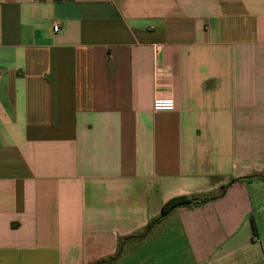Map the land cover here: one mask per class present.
<instances>
[{
    "label": "crops",
    "instance_id": "1",
    "mask_svg": "<svg viewBox=\"0 0 264 264\" xmlns=\"http://www.w3.org/2000/svg\"><path fill=\"white\" fill-rule=\"evenodd\" d=\"M256 175L264 0H0V264H264Z\"/></svg>",
    "mask_w": 264,
    "mask_h": 264
},
{
    "label": "trees",
    "instance_id": "2",
    "mask_svg": "<svg viewBox=\"0 0 264 264\" xmlns=\"http://www.w3.org/2000/svg\"><path fill=\"white\" fill-rule=\"evenodd\" d=\"M253 177L264 180V175H256ZM235 181H238V180H235ZM224 189H225V186L221 188V194L220 195H222V193L224 192ZM215 198H216V196L213 194L205 195V196H201V197H199V196H188V197L187 196H181V197L172 198L162 206L159 215L157 217H155L154 219H152L146 225L144 231L141 234H139L138 237H133L130 239L140 240L143 237H146L147 234L150 233L164 219H166L170 215L171 212H173L174 210H176L180 207L190 208V207L202 206V205L206 204L207 202L212 201ZM250 225H251L252 237L257 238L258 237L257 228H256V225H255L252 217H250ZM147 230H148V233L145 234V232ZM116 257H117V255H116ZM115 260L116 259L113 258L112 260H106V261H103L99 264H108V263L115 261Z\"/></svg>",
    "mask_w": 264,
    "mask_h": 264
},
{
    "label": "rangeland",
    "instance_id": "3",
    "mask_svg": "<svg viewBox=\"0 0 264 264\" xmlns=\"http://www.w3.org/2000/svg\"><path fill=\"white\" fill-rule=\"evenodd\" d=\"M164 224H165V227H166L168 223H164ZM170 227H171V225H170ZM173 235H174L173 233H169V235H167L164 240H167L166 238L171 237ZM160 245H161V243H160L159 239H157L156 240V243L150 245L148 247V249H152V253H156V251H157L156 249H159L161 247ZM165 245H166V243H165ZM170 245H171L172 254H176L177 252H174V251H175L176 248L179 247V243L178 242H175L174 240H171ZM149 253H151V251ZM157 254H162V252L157 253Z\"/></svg>",
    "mask_w": 264,
    "mask_h": 264
},
{
    "label": "built area",
    "instance_id": "4",
    "mask_svg": "<svg viewBox=\"0 0 264 264\" xmlns=\"http://www.w3.org/2000/svg\"><path fill=\"white\" fill-rule=\"evenodd\" d=\"M52 30L54 33H57L60 31V27L58 23H54L52 26ZM155 109L156 110H171L172 109V102L167 100L164 102H156L155 103Z\"/></svg>",
    "mask_w": 264,
    "mask_h": 264
},
{
    "label": "water",
    "instance_id": "5",
    "mask_svg": "<svg viewBox=\"0 0 264 264\" xmlns=\"http://www.w3.org/2000/svg\"><path fill=\"white\" fill-rule=\"evenodd\" d=\"M234 182H236V181L233 180V181L230 182L227 186H225L224 192H225L226 189H227L231 184H233ZM224 192H223V193H224ZM223 193H222V194H223ZM147 233H148V230L145 232V234H147ZM122 244H123V242L120 244L119 250H118V252H117V256L120 255V253H121V251H122Z\"/></svg>",
    "mask_w": 264,
    "mask_h": 264
}]
</instances>
